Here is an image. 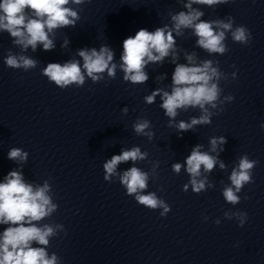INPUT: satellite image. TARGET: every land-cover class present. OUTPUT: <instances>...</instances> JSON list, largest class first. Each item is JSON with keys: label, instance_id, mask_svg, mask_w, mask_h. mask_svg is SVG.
<instances>
[{"label": "clouds", "instance_id": "1", "mask_svg": "<svg viewBox=\"0 0 264 264\" xmlns=\"http://www.w3.org/2000/svg\"><path fill=\"white\" fill-rule=\"evenodd\" d=\"M91 0H0V32H7L13 38V43L20 47L21 52L31 48L35 51L38 45L43 50L54 49L55 30L76 25L80 20L79 9L68 5L77 6L90 3ZM179 2V0H178ZM230 0H187L183 3L186 11L169 12L170 24L157 27L154 31L146 28L139 29L134 36H129L123 41V52L120 56L121 63L113 62L114 52L107 45L96 48H82L77 51L80 58L71 59L64 63H48L42 69V75L57 87L65 89L75 85L82 87L86 77L93 83L104 80V74L115 79L119 67L123 72V80L133 85L144 84L149 76L145 68L151 64H162L165 58H171L175 65L171 76L170 91L157 88L144 97L146 104L151 105L157 96L162 103L159 105L164 114L169 118V127H175L179 132H187L197 125H208L212 122L213 115L224 111L225 102H232L234 97L227 95L221 98L223 89L220 82L227 78L226 73L220 69L219 61L204 59L198 62L196 53H185L187 63H178L179 49L175 37L182 36L185 30H191L196 39V46L206 51L209 56L224 55L230 49L226 45L229 37L234 43L249 45L252 39L250 30L244 25L234 26V18L203 20L205 13L193 5H202L210 8L228 4ZM67 45L65 40L64 45ZM82 60V64H81ZM4 64L11 69L28 71L35 69L38 61L23 54H13L11 51L4 59ZM235 67V65H233ZM165 77H157L162 80ZM235 79V73H233ZM189 108H198L200 116L191 118L190 122L180 121L175 123L179 110L187 111ZM215 110V111H212ZM127 113V108L123 109ZM264 129V123L260 125ZM152 124L147 118H137L133 130L138 136H145L150 141L155 133L151 130ZM210 150L201 151L202 145H196L185 160L186 172L189 181L183 185V191L191 190L200 194L214 185L209 183L204 173H211L217 163L224 170L226 165L218 160V149L223 151L222 145L227 143L225 137H211ZM210 153H217L211 155ZM28 153L20 148H11L8 159L23 163L27 160ZM148 153L142 152L140 147L134 146L122 150L121 154L113 155L103 164L104 180L111 182L116 177L121 186L126 190V195L134 197L135 201L150 210H162L160 216H166L171 208L168 203L160 198L156 192L147 191L150 173L139 167L118 172L121 163L147 159ZM257 161L249 159L247 154L238 157L237 163L232 168L230 184L222 188L224 200L233 206L241 201L238 193L246 184L253 182V170ZM159 167L156 162L153 168ZM181 163H174L172 171L179 174ZM203 170V172H202ZM50 185L47 181L43 186H34L25 181L21 171H10L3 182H0V225H6L0 232V264H62L61 258L55 253L49 254L47 248L50 238L56 236L58 231L67 232L63 224H43L38 222L50 217L58 208L53 203L50 195ZM227 219L235 217L243 227L247 221V213L242 211L225 212ZM207 221V217H204ZM215 224L219 225L217 219ZM38 246H33V245Z\"/></svg>", "mask_w": 264, "mask_h": 264}]
</instances>
